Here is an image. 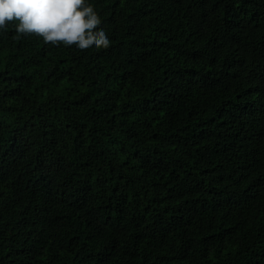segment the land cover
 I'll list each match as a JSON object with an SVG mask.
<instances>
[{
	"label": "trees",
	"instance_id": "trees-1",
	"mask_svg": "<svg viewBox=\"0 0 264 264\" xmlns=\"http://www.w3.org/2000/svg\"><path fill=\"white\" fill-rule=\"evenodd\" d=\"M86 3L0 29V264H264V0Z\"/></svg>",
	"mask_w": 264,
	"mask_h": 264
},
{
	"label": "clouds",
	"instance_id": "clouds-1",
	"mask_svg": "<svg viewBox=\"0 0 264 264\" xmlns=\"http://www.w3.org/2000/svg\"><path fill=\"white\" fill-rule=\"evenodd\" d=\"M20 34H37L45 43L75 45L81 50L110 45L100 17L86 0H0V29L16 22Z\"/></svg>",
	"mask_w": 264,
	"mask_h": 264
}]
</instances>
